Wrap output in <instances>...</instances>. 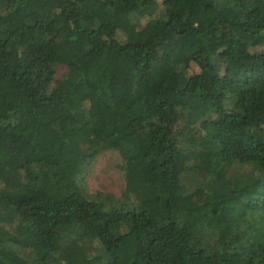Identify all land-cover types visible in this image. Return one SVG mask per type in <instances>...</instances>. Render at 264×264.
I'll return each instance as SVG.
<instances>
[{
    "label": "trees",
    "instance_id": "16d2710c",
    "mask_svg": "<svg viewBox=\"0 0 264 264\" xmlns=\"http://www.w3.org/2000/svg\"><path fill=\"white\" fill-rule=\"evenodd\" d=\"M0 264H264V0H0Z\"/></svg>",
    "mask_w": 264,
    "mask_h": 264
},
{
    "label": "rangeland",
    "instance_id": "374dc122",
    "mask_svg": "<svg viewBox=\"0 0 264 264\" xmlns=\"http://www.w3.org/2000/svg\"><path fill=\"white\" fill-rule=\"evenodd\" d=\"M116 69V78L122 79V71ZM64 68H59V73L64 72ZM122 163L117 152L101 153L92 165L87 169L85 181L91 194L97 192L111 193L117 197L121 196L125 188V181L118 166ZM65 251H63L64 255ZM67 253V252H66Z\"/></svg>",
    "mask_w": 264,
    "mask_h": 264
}]
</instances>
